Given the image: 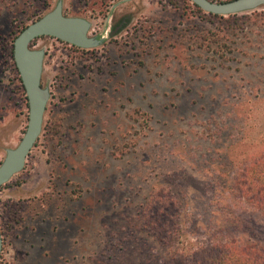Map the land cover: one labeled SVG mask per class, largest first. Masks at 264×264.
Returning a JSON list of instances; mask_svg holds the SVG:
<instances>
[{
  "label": "rangeland",
  "instance_id": "rangeland-1",
  "mask_svg": "<svg viewBox=\"0 0 264 264\" xmlns=\"http://www.w3.org/2000/svg\"><path fill=\"white\" fill-rule=\"evenodd\" d=\"M58 2L101 42L31 45L50 98L24 169L0 187V264H195L212 244L264 249V211L237 190L264 152V26L251 15L264 7L237 14L259 27L233 32L191 0H0V165L29 121L14 41Z\"/></svg>",
  "mask_w": 264,
  "mask_h": 264
},
{
  "label": "water",
  "instance_id": "water-1",
  "mask_svg": "<svg viewBox=\"0 0 264 264\" xmlns=\"http://www.w3.org/2000/svg\"><path fill=\"white\" fill-rule=\"evenodd\" d=\"M203 11L220 16H229L249 12L264 7V0H234L217 3L210 0H191ZM91 24L83 18L66 17L63 4L42 18L27 26L15 39L13 56L26 92L29 106V121L26 132L19 145L7 151L0 165V187L21 172L26 160L38 141L44 122V115L50 98V92L42 86L43 61L45 52L34 50L32 43L40 37L48 36L80 48H94L100 40L88 36ZM3 239L0 232V257Z\"/></svg>",
  "mask_w": 264,
  "mask_h": 264
},
{
  "label": "trees",
  "instance_id": "trees-1",
  "mask_svg": "<svg viewBox=\"0 0 264 264\" xmlns=\"http://www.w3.org/2000/svg\"><path fill=\"white\" fill-rule=\"evenodd\" d=\"M195 7L198 10H201L198 6L195 5ZM255 14L262 15L260 18L263 23H261L260 26H264V15L253 12L251 14L252 17ZM210 15L218 17L214 14ZM248 17V15H229L227 20L233 22L230 23L229 28L235 32L237 30L244 31V28L249 30L254 27H259L258 23H240L241 21L252 19ZM126 25L127 23H118V25L114 26V33L120 32ZM212 36L215 37L217 34H213ZM243 178H245L246 181L237 186V190L240 194H242V196L247 198L248 202L264 211V152L247 164ZM165 238L168 240L170 237L166 236ZM201 255L199 254V258L202 260L198 263L196 262L195 264H200L201 262L203 264H264V249L248 248L234 244H212L209 245L207 249H204ZM197 257L198 256H196V258Z\"/></svg>",
  "mask_w": 264,
  "mask_h": 264
},
{
  "label": "flooded vegetation",
  "instance_id": "flooded-vegetation-1",
  "mask_svg": "<svg viewBox=\"0 0 264 264\" xmlns=\"http://www.w3.org/2000/svg\"><path fill=\"white\" fill-rule=\"evenodd\" d=\"M128 19L127 18H123L122 20L118 21L117 23H128Z\"/></svg>",
  "mask_w": 264,
  "mask_h": 264
}]
</instances>
